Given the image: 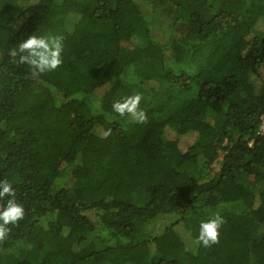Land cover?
Instances as JSON below:
<instances>
[{
  "label": "trees",
  "instance_id": "obj_1",
  "mask_svg": "<svg viewBox=\"0 0 264 264\" xmlns=\"http://www.w3.org/2000/svg\"><path fill=\"white\" fill-rule=\"evenodd\" d=\"M261 26L264 0H0V180L25 208L0 264H264ZM32 34L63 37L35 77ZM122 82L143 123L112 111Z\"/></svg>",
  "mask_w": 264,
  "mask_h": 264
},
{
  "label": "clouds",
  "instance_id": "obj_2",
  "mask_svg": "<svg viewBox=\"0 0 264 264\" xmlns=\"http://www.w3.org/2000/svg\"><path fill=\"white\" fill-rule=\"evenodd\" d=\"M63 37L58 35H27L19 40L13 54H19V63L27 64L33 77L57 69L62 63ZM142 96L139 93L129 95L112 103V111L120 116L128 115L134 121L143 123L147 116L140 108ZM107 135V133H105ZM7 197V203L0 208V240L5 239L10 232V225L17 224L25 216L23 204L16 200V190L13 184L0 180V199ZM224 217L213 213L209 218L201 220L197 242L209 247L218 242Z\"/></svg>",
  "mask_w": 264,
  "mask_h": 264
},
{
  "label": "rangeland",
  "instance_id": "obj_3",
  "mask_svg": "<svg viewBox=\"0 0 264 264\" xmlns=\"http://www.w3.org/2000/svg\"><path fill=\"white\" fill-rule=\"evenodd\" d=\"M31 0H20V3L22 6H28L30 4ZM262 30H264V26L260 27ZM146 65H147V71L150 69V62L146 61ZM121 97H127L129 95H133L136 93L141 94V96H143V90L141 89V86H139L138 84H133V83H127V82H122L121 83ZM263 124H264V118H263ZM196 136L194 135H190L187 138H183L180 139L181 142V146L185 149L187 148L188 145H192L194 140H195ZM187 144V145H186ZM241 181H243V183H245V185L251 187V188H256V185L253 183V180L251 177H248L246 175H242L241 177Z\"/></svg>",
  "mask_w": 264,
  "mask_h": 264
},
{
  "label": "built area",
  "instance_id": "obj_4",
  "mask_svg": "<svg viewBox=\"0 0 264 264\" xmlns=\"http://www.w3.org/2000/svg\"><path fill=\"white\" fill-rule=\"evenodd\" d=\"M260 130H261V133H264V124H262Z\"/></svg>",
  "mask_w": 264,
  "mask_h": 264
}]
</instances>
